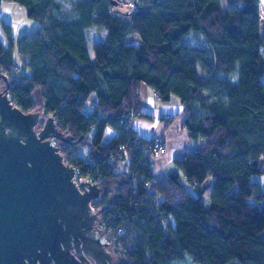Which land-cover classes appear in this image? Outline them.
I'll list each match as a JSON object with an SVG mask.
<instances>
[{
	"label": "trees",
	"instance_id": "1",
	"mask_svg": "<svg viewBox=\"0 0 264 264\" xmlns=\"http://www.w3.org/2000/svg\"><path fill=\"white\" fill-rule=\"evenodd\" d=\"M0 1L39 25L15 39L2 22L0 81L8 76L24 112L38 110L39 91L42 113L69 138L59 141L64 161L98 181L93 208L113 264H264V189L252 179L264 173L260 0H139L133 14L112 10L123 0ZM91 28L106 30L94 57ZM19 59L28 72L14 70ZM145 84L163 101L179 97L183 127L200 142L160 180L144 154L150 139L132 126L145 116Z\"/></svg>",
	"mask_w": 264,
	"mask_h": 264
},
{
	"label": "water",
	"instance_id": "2",
	"mask_svg": "<svg viewBox=\"0 0 264 264\" xmlns=\"http://www.w3.org/2000/svg\"><path fill=\"white\" fill-rule=\"evenodd\" d=\"M139 4V0H134ZM113 5L119 4L113 1ZM0 91V264H113L101 241L91 202L98 184L74 181L76 168L65 162L52 138L68 141L54 116L24 112ZM100 223V222H99Z\"/></svg>",
	"mask_w": 264,
	"mask_h": 264
},
{
	"label": "crops",
	"instance_id": "3",
	"mask_svg": "<svg viewBox=\"0 0 264 264\" xmlns=\"http://www.w3.org/2000/svg\"><path fill=\"white\" fill-rule=\"evenodd\" d=\"M261 22L264 23V0H260ZM3 43V41H1ZM141 111L145 114L132 120V126L143 139L161 137L167 144L166 150L151 161L150 172L156 180L163 179L177 169L176 159L181 158L186 150L196 149L199 141H192L183 127L187 115L185 106L176 95L167 101L155 93L148 85L141 90ZM114 129H106L105 140L114 134Z\"/></svg>",
	"mask_w": 264,
	"mask_h": 264
},
{
	"label": "rangeland",
	"instance_id": "4",
	"mask_svg": "<svg viewBox=\"0 0 264 264\" xmlns=\"http://www.w3.org/2000/svg\"><path fill=\"white\" fill-rule=\"evenodd\" d=\"M123 0L122 3H124ZM225 2V0H223ZM226 3V2H225ZM2 22H5L9 25H11V35L15 39L27 34L30 35L32 32H34L36 29H38V22L34 19L28 17L26 9L23 6H20L19 4L15 2L10 1H0V40L3 41V43L8 46V39L7 36L2 28ZM88 34V49L90 57H94V49H93V43L104 40L106 35L105 29H99V28H91L87 30ZM16 59L19 58V55L17 53V49H14ZM5 81H0V90L5 87ZM36 100L39 104V106L42 109V100L39 95V91L35 94ZM44 115V114H43ZM46 115L42 118V120L46 119ZM41 123L38 124V128H41ZM167 148V147H166ZM88 147H82L78 151V154L82 157H85L87 155ZM163 153V152H162ZM160 153V154H162ZM159 154V155H160ZM158 156V155H157ZM156 157V156H155ZM252 179L254 181H258L261 183L262 188L264 189V173L261 174H255L253 175ZM210 189L207 190V193L203 197V202L208 205V193ZM176 264H196L193 263L189 258L182 262H178Z\"/></svg>",
	"mask_w": 264,
	"mask_h": 264
},
{
	"label": "built area",
	"instance_id": "5",
	"mask_svg": "<svg viewBox=\"0 0 264 264\" xmlns=\"http://www.w3.org/2000/svg\"><path fill=\"white\" fill-rule=\"evenodd\" d=\"M137 9H138V5L135 3L134 0H126V1H124V3L121 2V3L117 4V5H113V7H112L113 11H119V12H121L123 14H133ZM14 70L16 72H20L22 70H24L25 72H28V68L24 67L23 61L20 60V59L17 61L16 65L14 67ZM139 137H141V136L138 134L136 138L138 139ZM59 141L60 140L52 138V142L55 145H57L58 147L60 146ZM166 147H167V144H166V142L164 141L163 138L155 137V138L150 139V143L146 146L145 151H144L145 158L147 160H152L155 156H157L160 153L164 152L166 150ZM75 168H76V174H75L76 176L73 179L75 181V184L79 188L82 187L81 181H83V182H88L89 181L91 184H98V181L96 179H94L91 176L81 175L80 174V169H78L77 167H75ZM99 199H100V196L98 198L94 199V200L96 201V200H99ZM99 222H100V220L97 219L96 225H97L98 229H100L101 241L103 243L106 242L108 244V246H109L110 244H112V240L105 233L104 222L102 224L99 223Z\"/></svg>",
	"mask_w": 264,
	"mask_h": 264
},
{
	"label": "flooded vegetation",
	"instance_id": "6",
	"mask_svg": "<svg viewBox=\"0 0 264 264\" xmlns=\"http://www.w3.org/2000/svg\"><path fill=\"white\" fill-rule=\"evenodd\" d=\"M5 84H6V83H5ZM5 86H6V85H5ZM4 88H5V87H4ZM4 88H3V89H4ZM3 89H1V90H3ZM1 90H0V91H1ZM91 205H92V207H93V201L91 202ZM93 209H94V208H93Z\"/></svg>",
	"mask_w": 264,
	"mask_h": 264
}]
</instances>
